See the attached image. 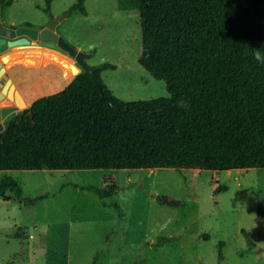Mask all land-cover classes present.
Listing matches in <instances>:
<instances>
[{
	"label": "trees",
	"instance_id": "1",
	"mask_svg": "<svg viewBox=\"0 0 264 264\" xmlns=\"http://www.w3.org/2000/svg\"><path fill=\"white\" fill-rule=\"evenodd\" d=\"M85 1L68 12L86 16ZM43 2L50 15L53 0ZM11 4L0 0L2 10ZM118 12L137 31L129 41L136 62L164 83L168 97L124 102L99 76L114 66L96 68L101 90L82 72L60 92L5 119L0 171L99 172L97 185L80 190L121 221L119 171L264 170V66L255 60L264 55V0H118ZM7 193L25 208L50 197H25L10 176L0 180V198ZM154 200L171 209L185 205L169 196ZM112 240L91 264L109 259ZM180 240L159 237L152 247ZM223 245H216V264Z\"/></svg>",
	"mask_w": 264,
	"mask_h": 264
},
{
	"label": "rangeland",
	"instance_id": "2",
	"mask_svg": "<svg viewBox=\"0 0 264 264\" xmlns=\"http://www.w3.org/2000/svg\"><path fill=\"white\" fill-rule=\"evenodd\" d=\"M11 1L2 10L3 26L29 24L38 29L48 23L43 0ZM76 1L53 0L50 15H63ZM84 6L86 16L77 11L67 14L56 26L57 35L75 50L91 54L86 60L90 67L114 66L99 76L120 100L168 97L164 83L136 62L129 41L137 31L119 14L118 0H86ZM27 47L12 51L16 57L29 58L31 72H38L27 77L29 103L60 92L83 72L71 57L42 47L24 50ZM20 101L15 104L23 108ZM98 174L0 171V180L7 176L17 180L25 197L50 196L34 208L19 205L10 193L0 198V264H91L110 236L109 259L103 264H216L218 242L224 244L221 264H264V170L119 171L121 221L80 190L97 185ZM220 186L227 190L214 195ZM155 196H169L185 205L159 206ZM174 236H181L177 244L152 247L157 238Z\"/></svg>",
	"mask_w": 264,
	"mask_h": 264
},
{
	"label": "water",
	"instance_id": "3",
	"mask_svg": "<svg viewBox=\"0 0 264 264\" xmlns=\"http://www.w3.org/2000/svg\"><path fill=\"white\" fill-rule=\"evenodd\" d=\"M66 17L67 14H63L57 18L48 15V24L41 30L26 26L10 29L2 25V7H0V54L8 48L38 42L39 46L43 48L54 50L71 57L82 68L83 72L91 78L95 86L101 90L97 77L95 76L96 68L90 67L86 61L91 54L75 50L55 33L56 26ZM4 82L5 73L0 63V102L4 100L8 86L10 85L9 80ZM16 111L17 109L15 107L0 108V133L4 130L3 122L5 119Z\"/></svg>",
	"mask_w": 264,
	"mask_h": 264
},
{
	"label": "crops",
	"instance_id": "4",
	"mask_svg": "<svg viewBox=\"0 0 264 264\" xmlns=\"http://www.w3.org/2000/svg\"><path fill=\"white\" fill-rule=\"evenodd\" d=\"M47 24H43L42 26L38 28V30L43 29ZM19 26L20 25H14L13 23H10L8 26H5V27L17 28ZM55 33L57 34L56 28H55ZM27 46L28 47L25 48L24 50L32 51L36 48H41L38 42H31ZM13 48H8L0 54V63H1L2 68L4 69L5 82H7L8 80L10 81V85L8 86V89H7V94L5 95L4 100L0 102V108L15 107L17 109L15 113H18L19 111L27 108L34 100L37 99L36 98L29 103V99L31 98L29 89L31 85L29 84L27 77H29L30 74L37 75L38 72L34 71V73H32L31 68L28 66V63H27L29 62L30 59L29 58L23 59L20 56L16 57L12 51ZM57 53L64 58L68 57L67 55H64L62 53H59V52ZM58 73L60 72L57 71L55 73V77ZM19 100H21L22 102L20 101L18 102V104L24 103L25 106L23 108H18V106L15 104Z\"/></svg>",
	"mask_w": 264,
	"mask_h": 264
},
{
	"label": "clouds",
	"instance_id": "5",
	"mask_svg": "<svg viewBox=\"0 0 264 264\" xmlns=\"http://www.w3.org/2000/svg\"><path fill=\"white\" fill-rule=\"evenodd\" d=\"M255 60H256L257 64L264 66V55L257 53L255 55Z\"/></svg>",
	"mask_w": 264,
	"mask_h": 264
},
{
	"label": "flooded vegetation",
	"instance_id": "6",
	"mask_svg": "<svg viewBox=\"0 0 264 264\" xmlns=\"http://www.w3.org/2000/svg\"><path fill=\"white\" fill-rule=\"evenodd\" d=\"M64 14H70L68 11H66ZM5 27V26H4ZM7 28V27H6ZM18 28V27H17ZM17 28H10V29H17Z\"/></svg>",
	"mask_w": 264,
	"mask_h": 264
}]
</instances>
